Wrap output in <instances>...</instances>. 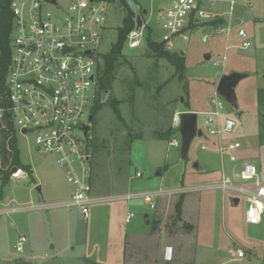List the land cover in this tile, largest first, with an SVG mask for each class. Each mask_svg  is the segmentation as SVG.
Returning <instances> with one entry per match:
<instances>
[{
  "label": "rangeland",
  "instance_id": "1",
  "mask_svg": "<svg viewBox=\"0 0 264 264\" xmlns=\"http://www.w3.org/2000/svg\"><path fill=\"white\" fill-rule=\"evenodd\" d=\"M133 1L139 7L144 19L145 37L150 27L152 39L161 42L164 35V11L169 9L176 0ZM231 1L236 2L234 11L230 10ZM208 9L220 14L224 23L213 26L209 22H202L187 30L185 33L189 38L187 42L181 38L175 39L173 52L179 53L183 58L185 80L180 83L175 78L167 84L161 94L155 96L158 99L157 105L152 101V94L155 91L139 95V121L137 124L130 125L129 130L132 135L139 134L140 137L129 143L131 146L129 153L122 151L124 140L120 139L122 135L119 131L124 128L123 122L121 123L106 100L102 99L104 105L91 125V134L95 137V142L91 143L94 154L92 163L93 165L101 163L99 173H101V179L104 178L98 187L95 185L94 191L105 194V197H113L128 193H168L181 189L203 188L200 191L182 194L184 199L186 197L189 200L186 214L194 229L188 232L183 227L185 223L190 225L183 215L181 220L176 218L175 205L182 195H164L158 198L155 201V209H150L141 199L130 202H107L93 207L94 214L100 210L99 215H95L93 220L91 218L90 224H85L92 243L95 244L96 240H100L101 253L109 250L112 245L110 242L113 240L116 241L119 249L120 246L123 248L130 239L126 235L128 233L137 231L142 234L159 236L160 231L161 234L166 235V238L161 237L160 242L169 243L173 247L172 261L179 255L178 259L170 264H264V216L260 225H249L245 221L248 204L244 197L229 191L206 189V187L220 183L223 173L231 176L232 165L227 159L225 164H220V156L212 148V142L217 141V138L207 137L206 140L195 138L190 147L189 160L186 162L181 157V146L174 148L170 145L171 140L154 137L172 128L173 116L178 112L197 113L198 125L207 133L204 121L206 113L214 110L211 100L215 97L220 79L233 72L248 74V77L236 87L239 108L244 112L241 120L237 118L224 99L219 97L226 105L221 120L232 119L237 123L231 133L222 135V141L224 144L239 142L242 145L239 151L240 159L252 163L258 170L260 168L264 170V146L259 143L258 138L260 110L257 102V91L264 88V0H218L215 7H208ZM144 10L147 11V15H143ZM126 13L127 8L118 3L110 7L109 29L99 49L101 55L109 53L116 43ZM240 22L241 27H244L249 35L251 46L248 49L239 48L241 39L236 37V28ZM220 27L224 29V32L216 33ZM205 36L208 37V41L204 43ZM145 48L146 44L135 50L126 46L123 52L130 62L138 64L139 71L154 66L153 60L143 58ZM181 53H184V56ZM206 54H212L210 61L205 60ZM224 56L227 60L222 62ZM218 61H221V65L217 67L215 63ZM164 64V61L160 62L161 66ZM164 68L166 72L169 70L167 64ZM158 72L161 80L167 75L161 73L160 70ZM171 72L175 74L172 66L168 73ZM127 73L124 75L125 78L129 77ZM125 83L127 86L128 82L125 81ZM149 84L153 87L158 86L159 82H149ZM114 88L113 96L121 99L118 81L115 82ZM121 111L128 122L127 108L121 106ZM174 137L181 141L179 134ZM96 143H103L106 147L103 152L104 157L95 156ZM203 146H208L209 149L203 150ZM12 157L14 160L16 158L17 162L14 163L16 167L20 166L25 170L29 168L28 176L23 180L14 181L9 177L6 184L0 180L2 197L10 198L12 206L14 202V205L18 207L31 203L54 202L55 190L60 192V196L56 195L59 201L70 199L73 188L67 183L55 157L38 151L32 137L26 139L19 135ZM12 157L6 163H3L0 158V170L13 165ZM195 164H198L200 169H196ZM138 173L142 177H137ZM38 187H41L45 200L38 194L36 190ZM61 192L64 193L63 196ZM233 198L240 200L238 206L232 204ZM6 205V202L0 203V207ZM44 212L47 217L61 213L62 217L67 218L68 215L70 216L68 213L72 211L71 209H54ZM128 213L135 214L130 223L125 222V216ZM29 214L30 212H19L0 217L2 227L0 229V253L11 250L18 254L13 246L23 233L27 222L26 217ZM145 215L149 216L150 225H146ZM18 219H22L21 224ZM172 220H178V223L174 225L171 223ZM56 234L59 235L57 232ZM57 239L59 240L58 236ZM121 239L124 242H121ZM76 249V252L83 254L82 247L79 246ZM237 249L243 250L246 256L242 259L238 258ZM135 250H131V260L124 258L120 264H147L143 251L135 254ZM22 255L0 260V264H92L83 260L66 261L59 257L28 259ZM153 255L155 258V252L152 253ZM129 256L128 254L127 257ZM151 260L152 257L149 261Z\"/></svg>",
  "mask_w": 264,
  "mask_h": 264
},
{
  "label": "built area",
  "instance_id": "2",
  "mask_svg": "<svg viewBox=\"0 0 264 264\" xmlns=\"http://www.w3.org/2000/svg\"><path fill=\"white\" fill-rule=\"evenodd\" d=\"M218 0H176L164 11V35L162 43L167 50L174 51L175 39L187 42L186 32L200 23H210L223 19L208 7H215ZM111 0H13L11 12L13 25L10 40V53L7 64L0 52V136L7 135V146L18 136L33 138L35 148L55 157L62 169L67 183L73 188L70 199L51 205L29 204L15 206V202L0 209V217L15 213L32 212L44 209H75L85 218L94 205L107 202H130L141 199L150 209H155V201L164 195H182L200 189H181L174 192L128 193L113 197L95 196L92 182V160L94 157L91 131L86 138L82 129L88 124L89 116L98 98L99 64L102 55L99 49L104 35L109 29V9ZM236 2L231 1L230 10L234 11ZM240 25L236 37L241 39V49L251 46L248 32ZM132 30L126 44L139 49L146 44L143 32ZM221 27L216 33H223ZM208 37L203 38L207 42ZM230 48V46H229ZM227 57H223L225 62ZM221 61L215 63L220 66ZM215 97L211 100L214 110L206 113L201 129L206 137L217 138L212 148L219 154L220 161L227 159L232 165L231 176L223 173L221 182L206 187L224 192H232L244 197L247 202L245 221L249 225H260L264 216V170L240 159L239 142L224 144L222 135L231 133L236 121L221 120L225 103ZM181 112L174 114L172 128L180 126ZM24 131L26 133H24ZM178 134V133H177ZM170 145L181 146V141L173 137ZM208 150V146H203ZM16 168V172H13ZM14 181L27 178L28 172L19 167L6 168ZM137 177H142L137 174ZM135 214L128 213L126 223ZM28 238L20 235L15 249L18 254L25 253ZM238 258L246 253L237 249ZM164 258L173 260V248L166 247Z\"/></svg>",
  "mask_w": 264,
  "mask_h": 264
},
{
  "label": "trees",
  "instance_id": "3",
  "mask_svg": "<svg viewBox=\"0 0 264 264\" xmlns=\"http://www.w3.org/2000/svg\"><path fill=\"white\" fill-rule=\"evenodd\" d=\"M13 0H0V52L1 56L4 58V62L7 64L9 59L10 53V40H11V32H12V25H13V16L11 12V3ZM114 4L118 3L120 6H124L127 8V13L123 18V27L119 29L118 38L116 43L113 45L112 49L109 53L102 55L101 61L99 64V80H98V100L97 104L92 110V115L95 117L97 113L102 109L103 102H102V92L109 91L110 94L107 97L106 103L109 104L114 113L120 119L122 126L124 127L119 133L122 135L120 138L124 140V148L122 151L128 152L131 149L129 143L134 142L140 136L139 134L132 135L129 130V126L133 124H137L139 121L140 111L138 108V100L139 95L141 93L152 94V101L157 105L158 99L155 98L156 94L160 95L165 86L171 83L172 80L175 78L180 81V83L184 82L185 80V67L183 65V58L180 56L179 53L167 50L164 43L157 42L152 39L151 37V29L148 27V35L146 37V48L145 53L142 55L143 58L153 60L154 66L152 68H145L139 71L137 69L138 64H133L124 56V50L127 46L126 41L129 33L135 29L136 27V16L134 12L130 9L129 5L127 4L126 0H111ZM224 23L223 19L215 20L210 22V25L217 26L218 24L221 25ZM164 61L165 64L168 65V71H170V67L172 66L175 69V74L168 73V71H164L165 64L163 66L160 65V62ZM166 73L167 75L162 78L159 77V72ZM129 74H128V73ZM128 74L129 77L125 78V74ZM133 73V75H132ZM131 74V76H130ZM150 76V77H149ZM130 78V79H129ZM129 79V80H127ZM118 81L119 83V92L121 99L113 96L115 88L114 84ZM125 81L128 82L126 86ZM149 82L158 83V86L151 87ZM257 102L260 110V120H259V132L258 138L259 143L264 146V88H260L257 91ZM121 106H125L128 111L129 120L128 122L124 119L121 111ZM126 128V129H125ZM177 134V130L173 128H169L165 133H159L155 135L156 138H163L172 140L174 135ZM119 139L118 137H116ZM7 139L8 136H0V158L2 159L3 163L8 162L10 157L14 156L15 146L14 142L10 144V150L7 146ZM95 142V137L92 143ZM123 143V141H122ZM102 144V145H100ZM96 143L94 152L95 156L104 157L103 152L105 151L106 147L103 143ZM103 146V147H102ZM13 153V154H12ZM106 153H108L106 151ZM106 156V154H105ZM107 156H109L107 154ZM13 158V165L12 167H16L14 163H16V158ZM101 163H95L92 166V182L93 187L95 185L98 187L101 181ZM22 168L20 166H17ZM27 171L29 168H26ZM9 173L6 168H2L0 170V180L3 184L8 183L9 181ZM96 177V178H95ZM95 178V179H94ZM2 187H0V196L2 195ZM108 194V193H107ZM105 195V194H104ZM184 201V195L180 196L179 201L175 205L176 209V218L181 220L182 218V204ZM183 227L188 230V232L193 231L194 227L189 224H184Z\"/></svg>",
  "mask_w": 264,
  "mask_h": 264
},
{
  "label": "crops",
  "instance_id": "4",
  "mask_svg": "<svg viewBox=\"0 0 264 264\" xmlns=\"http://www.w3.org/2000/svg\"><path fill=\"white\" fill-rule=\"evenodd\" d=\"M57 194H59L60 196L59 190H55L54 192L55 195L54 202L53 201H50V203L39 202L38 204H34V205H41V204L51 205L54 203L63 202L58 200L59 197H56ZM61 195L63 196L64 193L61 192ZM94 195L104 196L103 194L96 193V191H94ZM42 199L45 200L44 194H42ZM1 202H6V204H10L11 199L2 197L1 195L0 203ZM188 202L189 200L185 197L184 203L182 205V215L184 219L188 221L190 225H192L190 219L187 217L188 215L186 214V208ZM4 207L5 206H2L0 207V209ZM93 207H96V205H94ZM93 207L91 208L92 211L88 218H85L82 214H80L78 210L75 209H71L72 212L68 213L70 214V216L68 215L67 218L65 216L62 217L61 213L52 214L47 217L44 211L54 210V209L35 210L30 212V214L27 215L26 217L27 222L25 227L23 228V233L21 234L27 236L28 238V243L25 247V253L22 256L27 257L28 259L31 258L48 259L53 257H59L66 261L83 260L90 262L92 264H120V262H122L124 258L127 259L128 261L131 260L132 259L131 250L136 249L135 254H137L139 251H143L147 264H161V263L170 264L178 259L179 255L177 256V259L175 257L174 261L165 260L164 258L165 248L168 246L169 247L172 246L169 243H163L162 241L160 242L161 237L166 238V235L161 234L160 231H159L160 234L159 236H151L148 233L142 234L137 231L133 233H128L126 235L129 236L130 239H128L129 241L127 242L126 245L124 246L122 245L123 248L120 246L119 249V247L116 246V241L113 240L112 242H110V245L111 244L112 245L109 247L108 250L109 252L107 251L101 253L100 244H99L100 240H96L95 244L92 243L91 238L89 237L85 226V224L88 225L91 223L90 222L91 218L93 220L95 215L96 216L99 215L100 210L96 211L94 214ZM102 213L104 214V211ZM126 216H125V222H126ZM77 217L78 219L76 220ZM18 221L20 224L22 223V219H18ZM174 221L175 220H172L171 223L174 224L173 223ZM1 228L2 227L0 222V229ZM56 232L59 235H57ZM57 236L59 237V240L57 239ZM152 239L155 240L152 241ZM121 242H124V240L122 241L121 239ZM15 245L13 246V248L15 247ZM79 246L82 247L83 254H81L80 252H76L77 251L76 247ZM154 252L156 254L155 258L154 255L152 256V253ZM128 254L130 255L129 257H127ZM19 255L20 254L13 253L11 250H6L0 253V260L1 261L6 260L11 257L16 258ZM151 257L152 260L149 261ZM173 257H174V250H173ZM91 258H95V259L92 260Z\"/></svg>",
  "mask_w": 264,
  "mask_h": 264
},
{
  "label": "water",
  "instance_id": "5",
  "mask_svg": "<svg viewBox=\"0 0 264 264\" xmlns=\"http://www.w3.org/2000/svg\"><path fill=\"white\" fill-rule=\"evenodd\" d=\"M54 1V0H52ZM127 4L129 5L130 9L134 12L136 16V30H140L144 25V20L141 15L139 7L134 3L133 0H126ZM143 15H147V11H143ZM184 56V53H181ZM205 60L210 61L212 58V54H206ZM248 77V74L244 73H236L233 72L229 75H224L217 86L216 93L224 99V101L228 104L230 109L235 113L239 120L242 119L244 112L240 110L238 104V98L236 95V87L238 84ZM110 94L109 91L102 92L103 101L107 100L108 95ZM181 123L180 126L177 128V133L180 135L181 138V157L184 161L189 160V151L191 144L195 138L206 140L207 137L201 129H198V114L195 112H182L180 114ZM94 122V116L91 114L88 119V124L83 125L82 129L86 138L88 137V133L92 129V124ZM24 133H26L24 131ZM196 169H199V165L195 164L194 166ZM13 172H16V168H14ZM158 175V174H157ZM38 194L42 198V190L41 187L37 189ZM234 206H238L240 200L238 198H233L231 200ZM144 218L146 219V224L150 225L151 221L149 220V216L145 215ZM174 224L178 223V220L173 222Z\"/></svg>",
  "mask_w": 264,
  "mask_h": 264
}]
</instances>
